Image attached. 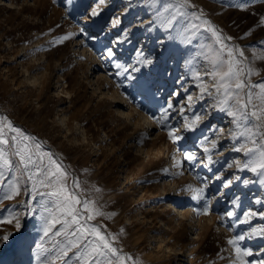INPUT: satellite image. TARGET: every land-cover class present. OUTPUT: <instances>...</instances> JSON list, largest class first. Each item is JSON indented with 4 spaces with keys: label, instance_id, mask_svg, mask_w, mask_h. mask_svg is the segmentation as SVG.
Instances as JSON below:
<instances>
[{
    "label": "rangeland",
    "instance_id": "1",
    "mask_svg": "<svg viewBox=\"0 0 264 264\" xmlns=\"http://www.w3.org/2000/svg\"><path fill=\"white\" fill-rule=\"evenodd\" d=\"M176 2L0 0V118L7 117L33 138L28 143L34 153L48 154L63 166L69 188L105 213L86 223L115 235L114 246L140 264H239L228 239L264 228V177L229 167L250 158L235 151L247 140L230 135L236 131L233 118L214 107L215 89L199 98L201 81L213 83L208 73L218 45L206 28L191 27L201 23L191 13L202 11L203 19L233 38L226 42L239 46L259 71L250 77L257 84L264 82V60L255 58L264 54V0H190L183 15L177 14ZM93 8L100 10L95 17ZM115 20L120 23L114 25ZM68 33L75 35L53 42ZM109 48L112 57L107 56ZM142 57L152 63H138ZM197 72L201 80L195 78ZM168 103L173 108L160 125L157 120ZM130 108L132 115L120 114ZM142 113L154 123L141 125ZM197 115L200 124L185 129L186 119ZM245 123L253 127L255 121ZM167 128L177 129L181 140L174 144ZM213 140L217 147L204 153ZM8 151L11 164L0 163V221L12 213L22 227L0 222V264H81L77 249L55 260L72 237L55 235L65 227L62 222L44 235L48 213L43 207L54 208V201L31 192L27 172ZM185 153L195 159L186 160ZM9 184H18L20 192L4 200ZM189 186L205 187L203 199H193ZM185 201L196 214L207 204L209 214L179 222L175 211ZM245 212L256 215L241 223ZM7 233L9 240L3 241ZM239 246L251 250L244 258L248 264L264 261V236H246Z\"/></svg>",
    "mask_w": 264,
    "mask_h": 264
},
{
    "label": "snow or ice",
    "instance_id": "2",
    "mask_svg": "<svg viewBox=\"0 0 264 264\" xmlns=\"http://www.w3.org/2000/svg\"><path fill=\"white\" fill-rule=\"evenodd\" d=\"M71 2V0H69ZM103 3V0H100ZM190 0H177L174 5L177 14H185L183 9L191 7ZM243 8V5H239ZM99 8H93L91 16L95 17L99 14ZM194 19L201 21L200 24H193L191 27L199 29L206 28L207 31L211 32L215 38V43L218 48L212 57L211 63L213 70L208 73L213 79V83L209 86L204 84L202 81L199 85L201 96L203 94H212L210 87L215 89V94L218 97L215 108H218L222 112L232 117V123L235 125L236 131L230 133L233 139L237 137H245L247 140L246 144L236 148L235 151L243 152L250 158L247 162L236 161L234 165L240 170L248 169L253 173L259 172L261 177H264V82L253 84L250 77L253 75H259V71L251 66V64L245 58L244 51L236 45H230L226 41H231V36H225L220 30L217 29L211 21L203 19V12L197 15L195 12L191 13ZM175 17H173L174 19ZM119 20L113 21V24H119ZM171 21H169L170 25ZM260 23L264 24V17H261ZM75 33H68L67 35L60 36L53 42L56 44L62 43L69 39ZM247 35V33L245 34ZM113 51L111 48L107 51V56L112 57ZM256 59L264 60V54L255 57ZM138 63L142 65H150L151 59L141 58ZM116 67L120 69L122 66L117 64ZM139 68H133V72H138ZM124 73L128 72L127 68L123 69ZM117 75H121V72H117ZM195 78L201 80L199 72L195 73ZM131 80L133 77L128 76ZM119 87V85H117ZM256 89L257 91H253ZM188 101L191 104L193 97L189 96ZM173 105L168 103L167 108L163 110L162 116L157 120V123L163 125L168 119L167 112L172 109ZM183 112V108L180 109ZM202 117L197 115L190 121L186 119L183 127L187 130L195 129L201 122ZM254 120L255 124L253 127H248L245 122ZM222 131V130H221ZM14 133L10 138L8 133ZM168 138L175 144L181 140V136L178 130L175 128H167ZM259 137V140L257 139ZM31 136L25 135L20 128L14 127L12 122L7 117L0 118V163L5 166H9L11 161L9 159L8 149H12V155L18 158L19 165L22 169L27 172V178L32 183L31 192L38 195L50 198L54 201V208L43 207V211L48 213L45 219L44 235L47 237L52 231L56 224L61 222L65 227L61 228L60 231L55 233L56 236H68L72 237L69 240L68 245L61 248L58 252L55 260H63L67 257L72 249H77L76 255L80 257L81 264H140L138 260L133 257L122 253L120 249L114 246V242L117 237L111 233L105 235L101 232L100 228L95 225H89L86 221L94 220L98 216H104L98 207L95 206L94 202L87 199L81 200L73 189H70L66 180L68 173L61 164L54 161L52 157L45 153H34L32 146L28 143L32 141ZM207 144V140H205ZM250 145V146H249ZM7 146V147H4ZM37 149L39 145L35 146ZM217 147L216 141L211 142L210 147H203L204 153H209ZM34 156L38 157L40 163L37 164ZM47 157L48 164H43L44 158ZM184 158L188 161H192L195 157L192 154L185 153ZM174 166L179 165V161L173 157ZM207 163L210 165L213 163L212 157H207ZM30 166H35L33 171ZM220 179V177H216ZM239 179V177H236ZM75 188H79V183L73 180ZM228 183H231L229 181ZM247 183V181H245ZM264 183V179L261 180ZM228 185L225 184V187ZM43 189L44 191H40ZM189 190L194 194L193 199H203L205 187L192 188L189 186ZM20 192L18 184H9L6 194L2 197L4 200H12ZM235 203V201H234ZM83 209V211L81 210ZM197 214H209V207L207 204L201 210H197ZM228 216H233V212H228ZM256 213L245 212V220L241 223H246L247 220L251 219ZM264 216V213H260ZM219 219V217H218ZM82 221H85L82 223ZM2 223L15 225L16 230H20L22 227L21 220L17 215L12 213L9 214L8 218L0 221ZM75 226L74 231H68L69 226ZM123 231V230H121ZM11 233L4 234L2 236L3 241H8ZM264 236V228L255 229L253 228L251 233L244 235L232 236L228 239V244L232 245L235 250L236 260L239 264H248L244 259L245 257L251 256L252 252L249 249H244L239 246V241H242L246 236ZM86 241V243H81ZM40 248L45 251L44 246L41 244ZM83 248V251L80 249ZM103 258V260H101ZM48 264H55V261H50ZM260 264H264L261 261Z\"/></svg>",
    "mask_w": 264,
    "mask_h": 264
},
{
    "label": "bare ground",
    "instance_id": "3",
    "mask_svg": "<svg viewBox=\"0 0 264 264\" xmlns=\"http://www.w3.org/2000/svg\"><path fill=\"white\" fill-rule=\"evenodd\" d=\"M109 92V91H108ZM113 98V97H112ZM113 99H115V98H113ZM120 99V98H119ZM133 109L132 108H130V109H128V111L126 112H122V113H120L121 115H125V116H130V115H132V113H133V111H132ZM140 114V113H139ZM143 114V113H142ZM139 116V115H138ZM133 117V116H132ZM139 118V117H138ZM149 117L147 116H144V114H143V116L142 115H140V118H139V120H140V122H141V125H143V124H147L148 126H149V124H153L154 122H153V120H151L150 118L148 119ZM138 121V120H137ZM155 125V124H154ZM190 196V195H189ZM192 200V199H191ZM186 202V201H185ZM189 206V205H188ZM193 210V212L187 207V202L185 203V205H184V203H183V205H181V206H179L177 209H176V211L175 212H177L178 213V219L180 220L179 222H181V220H184V219H186L187 220V218L188 217H190L189 215H192L193 217H197V214L196 213H194L195 211H194V209H192ZM199 215V214H198ZM201 216V215H200ZM191 218V217H190ZM202 219V218H201ZM200 219V220H201ZM192 220H194V222H196L195 220L196 219H192ZM189 221V220H188ZM197 221H199V220H197ZM177 222V221H176ZM187 222V221H186ZM198 223H200V222H198ZM188 224H190V222L188 223ZM198 238V237H197ZM179 251V250H178ZM186 252V251H185ZM190 252V251H189ZM188 251H187V254L186 255H184V257H186V261L188 262V263H190V260L192 259V258H190V255H188V253H189ZM176 254V253H175ZM179 255H180V253H178ZM185 254V253H184ZM182 255V254H181ZM193 260V259H192Z\"/></svg>",
    "mask_w": 264,
    "mask_h": 264
}]
</instances>
